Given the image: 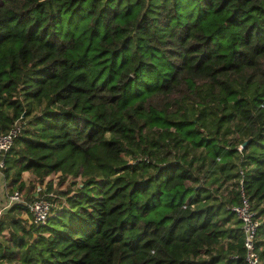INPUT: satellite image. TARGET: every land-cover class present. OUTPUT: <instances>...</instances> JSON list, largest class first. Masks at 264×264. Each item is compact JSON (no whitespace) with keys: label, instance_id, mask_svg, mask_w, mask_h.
<instances>
[{"label":"trees","instance_id":"trees-1","mask_svg":"<svg viewBox=\"0 0 264 264\" xmlns=\"http://www.w3.org/2000/svg\"><path fill=\"white\" fill-rule=\"evenodd\" d=\"M17 119L11 189L70 181L44 224L5 210L0 264H245L240 181L264 264V0H0Z\"/></svg>","mask_w":264,"mask_h":264},{"label":"built area","instance_id":"built-area-1","mask_svg":"<svg viewBox=\"0 0 264 264\" xmlns=\"http://www.w3.org/2000/svg\"><path fill=\"white\" fill-rule=\"evenodd\" d=\"M24 123L25 122L21 119H17L6 131L0 130V173H2V169L4 168V157L13 146L15 139L21 134L24 128ZM241 184L242 181H240L239 187L241 200L239 204L232 206L231 210L235 213L241 223L243 246L245 249V264H261L259 251L256 247L257 230L260 225V220L257 218L256 212L252 209L250 201L244 193ZM14 203H24L27 205L29 224L35 225L44 224L53 214L54 209L66 206L64 198L52 193H45L43 195L36 193L29 202H25L18 190H15L10 194L7 193L5 207H9Z\"/></svg>","mask_w":264,"mask_h":264},{"label":"rangeland","instance_id":"rangeland-1","mask_svg":"<svg viewBox=\"0 0 264 264\" xmlns=\"http://www.w3.org/2000/svg\"><path fill=\"white\" fill-rule=\"evenodd\" d=\"M57 174L55 175V174H51L47 179H45V181L42 183V187L45 189V188H47V183H49V182H52V186H51V189L50 190H48V192H46V193H52V194H54V195H56V196H59V195H62L60 192H65L66 191V189L68 188V184H69V181L70 180H67L66 182H64V183H59V178H57ZM35 181H31L30 182V185H29V187L26 189V190H21V195H22V197L24 198L25 196L26 197H28L31 193H30V189H33V187H34V185H35ZM15 190H17V189H9L8 190V194H10V193H12L13 191H15ZM34 192H35V190H34ZM60 197H62V198H65V196L64 195H62V196H60ZM55 199H57V198H55ZM58 200V199H57ZM22 214H25V213H22ZM5 234H6V236H8L7 234L8 233H6V231H5ZM0 240H3V238L1 239L0 238ZM3 264H7L6 262H3Z\"/></svg>","mask_w":264,"mask_h":264},{"label":"crops","instance_id":"crops-1","mask_svg":"<svg viewBox=\"0 0 264 264\" xmlns=\"http://www.w3.org/2000/svg\"><path fill=\"white\" fill-rule=\"evenodd\" d=\"M48 177L44 178V181ZM22 179H23L24 184H25L26 187L29 186L31 181H35L34 178L32 177V175L28 171H24L22 173ZM9 182H10V179H5L3 174L0 173V216L8 208V207H5V202H6V197H7V193H8L7 191L9 189H11V186H10ZM21 218L27 220L28 223H29V215L27 213L22 214ZM4 234H5V232H4Z\"/></svg>","mask_w":264,"mask_h":264},{"label":"water","instance_id":"water-1","mask_svg":"<svg viewBox=\"0 0 264 264\" xmlns=\"http://www.w3.org/2000/svg\"><path fill=\"white\" fill-rule=\"evenodd\" d=\"M243 145H245V142H244V144Z\"/></svg>","mask_w":264,"mask_h":264}]
</instances>
